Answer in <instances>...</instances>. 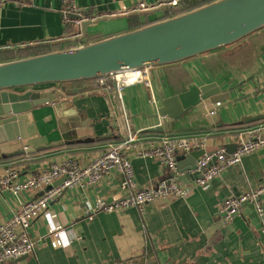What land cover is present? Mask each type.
Instances as JSON below:
<instances>
[{
  "label": "crops",
  "instance_id": "obj_1",
  "mask_svg": "<svg viewBox=\"0 0 264 264\" xmlns=\"http://www.w3.org/2000/svg\"><path fill=\"white\" fill-rule=\"evenodd\" d=\"M17 1L23 4L0 7V52L38 45L65 50L133 30L131 19L139 25L162 16L105 20L90 26L86 36L74 39L76 27L63 23V0ZM140 1L154 6L164 0H73V3L99 19L124 13ZM262 67L264 28L227 48L175 65L146 69L145 82L124 87L119 95L129 136H136L145 146L162 138H185L202 143L204 147L199 150L208 153L237 143L242 134L264 122L238 124L244 116L264 112V72L235 91L232 98L257 90H263L261 94L214 115L202 117L193 110L176 122L174 129L167 120L150 118L164 99L185 92L189 84L202 86L216 82L227 88ZM81 82L64 87L82 90L71 101L80 111L79 123L84 122L78 136L88 138V142L64 144V139L71 138L68 132L72 129V119H64L59 124L50 109L36 110L24 123L25 139L9 141L0 132V167L13 166L23 180L60 158L83 160L102 152L109 144L127 139L118 128L111 98L113 90L100 87L97 81ZM33 89L37 93L51 92L54 86ZM155 127L163 131L142 133ZM117 137L120 140H115ZM55 143L62 146L54 152L17 155L25 148ZM186 156L178 153L177 162L185 161ZM131 166L139 189L155 188L170 175L158 158H133ZM121 182L118 174H112L94 186L64 191L46 212L34 219L28 230L35 245L34 253L10 264H264V236L253 207L243 204L238 215L228 222L223 221L220 213L229 198L264 184V148L244 156L239 165L227 167L206 189L190 185L186 198L151 203L142 212L131 207L123 212H98L92 220H87L85 203L97 200L109 203L113 197L122 198ZM39 194L33 190L17 194L10 190L1 192L0 223L8 220L20 204ZM262 207L264 210V197ZM56 230L61 246L53 248L52 232Z\"/></svg>",
  "mask_w": 264,
  "mask_h": 264
},
{
  "label": "water",
  "instance_id": "obj_2",
  "mask_svg": "<svg viewBox=\"0 0 264 264\" xmlns=\"http://www.w3.org/2000/svg\"><path fill=\"white\" fill-rule=\"evenodd\" d=\"M168 13L169 9L162 5L147 11L84 21L81 23V31L82 35L86 36L90 26L105 20L162 15L156 22L95 42L0 62V132L9 141L25 139L24 123L28 121L29 115L36 110L50 109L59 124L64 119L73 121L72 129L68 132L71 138L64 139V144L88 142V138L82 139L78 136L84 122L79 123L80 111L74 108L71 101L72 97L82 90H68L64 85L108 79L126 71L175 65L232 46L264 28V0H214L165 18ZM263 72L264 67L240 83L227 88H222L216 82L202 86L189 84L185 92L164 99L162 106L150 119L167 120L174 129L175 123L193 110L202 117L218 113L221 109L261 94L263 90H257L232 98L235 91H239ZM45 85H53L54 90L37 93L33 89ZM119 95L120 93L113 89L111 98L119 127L123 136L128 138L129 130ZM263 121L264 112L256 116H244L238 124L246 126ZM162 131L161 127H155L142 133ZM60 146L62 144L55 143L29 147L22 149L17 155L37 154ZM225 147L226 153L232 154L238 143ZM203 153L202 150L191 151L185 161L177 162L176 166L181 175L177 176L175 181L185 184L194 181L199 173L189 175L187 171L196 169V163ZM170 179L172 174L165 181ZM63 181L64 178L53 185Z\"/></svg>",
  "mask_w": 264,
  "mask_h": 264
},
{
  "label": "built area",
  "instance_id": "obj_3",
  "mask_svg": "<svg viewBox=\"0 0 264 264\" xmlns=\"http://www.w3.org/2000/svg\"><path fill=\"white\" fill-rule=\"evenodd\" d=\"M187 1L189 0H164L154 6L140 1L120 14L147 11L162 5L166 6L170 12ZM63 2L65 5L62 10L63 23L74 25L77 33L73 35V38H80L82 36L81 23L93 21L96 18L78 9L73 0H63ZM9 3L17 6L23 4L17 0H0V7ZM145 71V69L126 71L112 78L97 80V83L108 91L116 89L120 93L126 86L145 82ZM237 143L238 147L232 154H227L223 148L211 153L204 152L196 163V169L187 171L189 175L199 173L198 177L187 184L175 181V178L181 175L176 166V156L178 153L189 154L193 150L203 148L204 145L185 138H162L145 146L137 140L136 136H129L125 140L107 145L102 152L83 160L74 157L55 160L37 174L29 175L23 180L19 179L18 172L13 166H1L0 193L4 190H10L13 194L33 190L41 194L20 204L8 220L0 223V264H10L34 253L35 245L28 233L32 222L46 212L67 189L94 186L104 178L118 174L122 178L119 189L123 197H113L109 203L101 200L94 203L86 202L87 220H92L98 212H123L130 207L142 212L143 208L151 203L186 198L190 192V185L206 189L211 180L220 176L227 167L239 165L244 156L264 148V122L255 129L242 134ZM133 158H158L164 168L172 174V179L161 182L155 188L139 189L131 166ZM212 161L214 162L211 164ZM63 178V182L53 185ZM263 197L264 184H261L238 197L229 198L220 208L223 221L232 220L238 215L243 204H249L257 215L260 231L264 236ZM57 231L52 232L51 246L53 248L61 246ZM77 239L79 240V237Z\"/></svg>",
  "mask_w": 264,
  "mask_h": 264
},
{
  "label": "trees",
  "instance_id": "obj_4",
  "mask_svg": "<svg viewBox=\"0 0 264 264\" xmlns=\"http://www.w3.org/2000/svg\"><path fill=\"white\" fill-rule=\"evenodd\" d=\"M212 1H214V0H189V1L185 2L184 4L172 9L165 16V18L190 11L192 9L203 6V5L210 3ZM156 21L157 20H155V19H153L151 21L147 20L144 23L138 25L134 19H131L130 20V27L132 29H135V28L142 27V26H145L147 24H150V23H153ZM51 51H55V49L52 47H49V46H45V45L26 47L23 49H19L17 51H5V52H0V61L20 58V57H25V56H31V55H38V54L47 53V52H51ZM81 83L82 82L80 81V82H75V83H71V84L77 85V84H81ZM115 140H120V138L117 137V138H115Z\"/></svg>",
  "mask_w": 264,
  "mask_h": 264
},
{
  "label": "rangeland",
  "instance_id": "obj_5",
  "mask_svg": "<svg viewBox=\"0 0 264 264\" xmlns=\"http://www.w3.org/2000/svg\"><path fill=\"white\" fill-rule=\"evenodd\" d=\"M149 18H153V16H150ZM59 148H55V149H52V150H49L47 152H54V151H57Z\"/></svg>",
  "mask_w": 264,
  "mask_h": 264
}]
</instances>
